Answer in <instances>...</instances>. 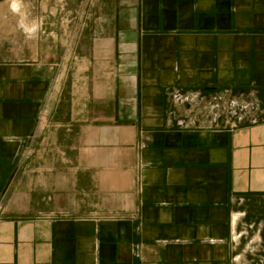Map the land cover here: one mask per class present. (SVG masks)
Returning <instances> with one entry per match:
<instances>
[{
	"label": "crops",
	"instance_id": "crops-1",
	"mask_svg": "<svg viewBox=\"0 0 264 264\" xmlns=\"http://www.w3.org/2000/svg\"><path fill=\"white\" fill-rule=\"evenodd\" d=\"M124 2L107 3L116 76L76 166L115 214L7 204L0 264H264V0ZM52 36L0 62V198L46 103ZM223 96L252 102L259 122L215 124L201 107Z\"/></svg>",
	"mask_w": 264,
	"mask_h": 264
},
{
	"label": "rangeland",
	"instance_id": "rangeland-1",
	"mask_svg": "<svg viewBox=\"0 0 264 264\" xmlns=\"http://www.w3.org/2000/svg\"><path fill=\"white\" fill-rule=\"evenodd\" d=\"M108 1L0 0V62L27 58L26 51L38 48L43 35L53 33L57 39L46 103L2 190L1 218L9 215L7 204L20 216L115 214L93 192L85 171L77 174L76 169L77 157H85L83 131L108 110L116 76L110 47L101 40L109 22ZM256 250L254 257L263 261L264 250Z\"/></svg>",
	"mask_w": 264,
	"mask_h": 264
},
{
	"label": "built area",
	"instance_id": "built-area-1",
	"mask_svg": "<svg viewBox=\"0 0 264 264\" xmlns=\"http://www.w3.org/2000/svg\"><path fill=\"white\" fill-rule=\"evenodd\" d=\"M198 97L199 95L197 93H192L187 96L175 95V101L177 103H193L198 100ZM201 108L210 114L215 124H217L220 119H223L229 131H234L247 125H256L259 122L255 115L256 106L250 101L237 100L223 96L208 101L207 105H203ZM4 201L5 198L2 196L0 198V215L4 212Z\"/></svg>",
	"mask_w": 264,
	"mask_h": 264
},
{
	"label": "water",
	"instance_id": "water-1",
	"mask_svg": "<svg viewBox=\"0 0 264 264\" xmlns=\"http://www.w3.org/2000/svg\"><path fill=\"white\" fill-rule=\"evenodd\" d=\"M13 176V175H12ZM12 178V177H11ZM11 180V179H10ZM10 182H8V184H9ZM8 184H7V186H8ZM7 186H6V188H7ZM8 194V193H7Z\"/></svg>",
	"mask_w": 264,
	"mask_h": 264
},
{
	"label": "bare ground",
	"instance_id": "bare-ground-1",
	"mask_svg": "<svg viewBox=\"0 0 264 264\" xmlns=\"http://www.w3.org/2000/svg\"><path fill=\"white\" fill-rule=\"evenodd\" d=\"M15 2H16V0H15Z\"/></svg>",
	"mask_w": 264,
	"mask_h": 264
}]
</instances>
